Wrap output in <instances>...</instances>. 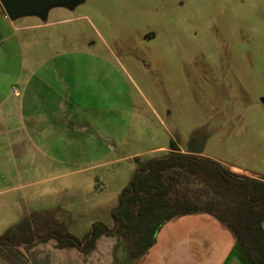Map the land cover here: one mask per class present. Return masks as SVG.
<instances>
[{"label":"rangeland","instance_id":"374dc122","mask_svg":"<svg viewBox=\"0 0 264 264\" xmlns=\"http://www.w3.org/2000/svg\"><path fill=\"white\" fill-rule=\"evenodd\" d=\"M172 142L264 178V0H84L14 21L0 5V236L34 213L78 238L112 229L136 158ZM216 225L234 239L207 214L172 219L154 258L187 242L191 263L220 264ZM101 238L118 257L122 240ZM53 243L4 254L48 264Z\"/></svg>","mask_w":264,"mask_h":264},{"label":"trees","instance_id":"16d2710c","mask_svg":"<svg viewBox=\"0 0 264 264\" xmlns=\"http://www.w3.org/2000/svg\"><path fill=\"white\" fill-rule=\"evenodd\" d=\"M136 160L138 168L111 213L112 229L94 223L78 238L47 213H34L0 236V264H16L4 249L11 256L14 250L21 252L19 248L30 253L51 240L58 249L88 254L103 236H118L135 263L154 246L167 222L194 214L215 218L231 232L246 261L264 264V178L235 174L212 159L182 153L173 142L163 156Z\"/></svg>","mask_w":264,"mask_h":264},{"label":"crops","instance_id":"0c3cea01","mask_svg":"<svg viewBox=\"0 0 264 264\" xmlns=\"http://www.w3.org/2000/svg\"><path fill=\"white\" fill-rule=\"evenodd\" d=\"M229 169L235 174H239V175L247 174L246 176L251 177V178H262V177H259L258 175L251 174L250 172L245 171V170L240 169V168H237V167H229ZM81 170H83V169H81ZM213 226H215V225H213ZM216 228L221 231L223 237L227 241V243H226L227 247H229V249H228L229 251L227 252L228 256H225V258L222 259L220 264H233V261H234V264H243V256H242L241 252L239 251L238 247L236 246L235 238L230 239L231 237L229 235H227V233L222 231V229L218 225H216ZM101 240H102V238L98 239L94 250H92L88 254H84V253H82L79 250L74 249V248L58 249L56 247L57 243H53L51 246L53 251L48 250L44 256L46 257V261L48 262V264H50V260L53 257L55 259H57L56 264H172V260H169V259H168V261H163V260L165 258L173 257V256L175 258L180 257L183 259L184 262H187L189 264H196V263H191L189 261V260H191V257L189 256L188 253H185V251H184V249L188 250L191 247V245L187 242H180L177 245L170 246L169 248H167V251L162 254L163 258L158 260V258H154L155 255L152 253V250L158 244V241L156 238V243L148 251V253L145 254L139 261H137L135 263H131V261L128 259V256H127L122 244L117 245V246H119V249H118V255L119 256L118 257H116V258H114V257L112 258L110 256L108 258L101 257L100 254H98V252L101 249H103L102 247L104 244L110 245L109 250L113 249V248H111L112 245L110 242L107 241L108 243L107 242L101 243ZM47 244H48V242L44 243V244H39L37 247H35L33 249V252L34 251L38 252L39 248H41L42 246H45ZM196 246L200 248L202 245L197 244ZM45 250H47V249H45ZM172 250H178V252L171 254V252H169V251H172ZM233 255H234V257L232 258ZM191 261L193 262V260H191ZM53 264H55V263H53ZM206 264H211V263L208 262Z\"/></svg>","mask_w":264,"mask_h":264},{"label":"water","instance_id":"95a60500","mask_svg":"<svg viewBox=\"0 0 264 264\" xmlns=\"http://www.w3.org/2000/svg\"><path fill=\"white\" fill-rule=\"evenodd\" d=\"M84 0H0L6 17L17 20L26 16H36L46 19L49 10L57 7L72 9Z\"/></svg>","mask_w":264,"mask_h":264}]
</instances>
